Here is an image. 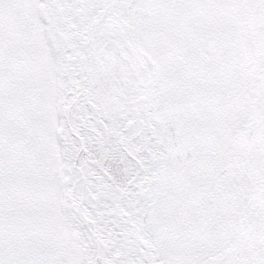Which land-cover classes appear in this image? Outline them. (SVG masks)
<instances>
[{
	"label": "snow or ice",
	"instance_id": "snow-or-ice-1",
	"mask_svg": "<svg viewBox=\"0 0 264 264\" xmlns=\"http://www.w3.org/2000/svg\"><path fill=\"white\" fill-rule=\"evenodd\" d=\"M0 264H264V0H0Z\"/></svg>",
	"mask_w": 264,
	"mask_h": 264
}]
</instances>
